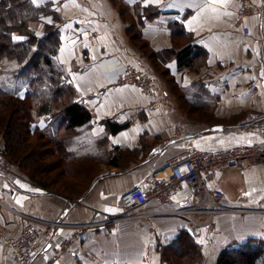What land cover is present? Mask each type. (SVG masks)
<instances>
[{"label":"crops","instance_id":"1","mask_svg":"<svg viewBox=\"0 0 264 264\" xmlns=\"http://www.w3.org/2000/svg\"><path fill=\"white\" fill-rule=\"evenodd\" d=\"M49 1L61 19L56 56L90 112L93 136L106 134L104 121L128 126L106 134L108 148L121 151L122 157L115 156L117 164L108 169L103 166L78 200L0 176V264H10L5 243L19 233L23 220L35 222L55 244L80 231L52 264H166L160 252L184 230L202 247L205 264H214L228 245L264 238L262 164L219 173L217 184L227 199L218 204L183 192L174 194L167 206L151 200L125 212L120 205L126 190L147 187L146 177L155 171L163 174L169 159L188 146L217 151L259 140L244 125L254 113L264 114V25L255 16H246L242 22L250 34L244 35L236 22V0H123L133 12L137 2L140 9L162 11L150 19L143 17L139 24L140 39L150 51L173 49V26L179 25L192 37L190 43L207 53L201 71L190 72L180 69L173 55L165 62L157 56L150 61L133 46L127 25L110 0H32L34 6ZM41 25L36 21L32 27ZM124 66L143 68L161 81L155 101L131 85L115 82ZM168 76L184 88L202 79L204 87L195 88L197 93L188 102L197 111L212 113L203 114L205 119L185 116L165 89ZM234 206L247 211L239 213ZM213 220V241H204ZM85 223L90 225L82 227ZM99 224L105 227L95 230ZM50 256L46 246L32 264H47Z\"/></svg>","mask_w":264,"mask_h":264},{"label":"trees","instance_id":"2","mask_svg":"<svg viewBox=\"0 0 264 264\" xmlns=\"http://www.w3.org/2000/svg\"><path fill=\"white\" fill-rule=\"evenodd\" d=\"M110 1L117 4L123 0ZM138 5L137 2L133 9L136 19L133 28L135 31L127 29V35L135 47L137 46L150 61L157 56L160 61L165 62L166 58L173 55L180 69H193L195 63L206 64L207 53L201 47L192 45L190 43L192 37L179 25L173 26L172 38L175 39L173 49L162 53L150 51L147 44L140 39L139 24L143 17L150 19L162 11L151 6L140 9ZM52 6L51 1L34 6L32 0H0V135L9 129L16 117L19 120L24 118L31 136L35 134L38 135L37 137L42 136L47 142L54 144L60 156L64 155L72 160V158L77 159L75 151L71 150L73 144L76 145V133L90 125L91 115L83 106L82 98L56 56L60 45L58 26L61 19L53 11ZM124 7L129 10L127 5L124 4ZM122 8L118 11L124 17V8ZM36 21L42 22V32L32 27ZM14 35L22 39L14 41ZM8 63L10 67L3 70V66ZM168 80L172 78L168 76ZM179 89L185 91L187 88L179 87ZM32 125L34 129L30 130ZM104 126L107 130L106 134L110 135L124 130L128 125L104 121ZM7 139L9 141L10 135ZM19 150L16 147H8L5 149V154L18 159ZM33 154L35 155V150L34 153L32 151L22 153V157ZM115 161L116 158H113L110 164L116 165ZM88 172L89 170L84 167L80 174L88 175ZM67 175L73 176L72 172H68ZM37 185L44 189L47 186L39 183ZM186 240L194 241L187 231H181L176 240L164 249L173 253L171 257L168 255L169 257L164 258L166 264H193L203 258L195 242L192 245L198 253L190 248L189 251L185 249L180 252V250L175 255L174 249H181ZM232 257H236L237 260H233ZM262 259H264V239L249 238L223 248L214 264H257Z\"/></svg>","mask_w":264,"mask_h":264},{"label":"built area","instance_id":"3","mask_svg":"<svg viewBox=\"0 0 264 264\" xmlns=\"http://www.w3.org/2000/svg\"><path fill=\"white\" fill-rule=\"evenodd\" d=\"M238 5V17L236 22L242 26L244 35L250 34L248 27L243 25V18L255 16L264 25V0H236ZM118 84H127L136 88L143 96L156 100V81L153 75L143 68L130 66L122 67L116 80ZM247 131L258 136L259 140L252 144H243L226 148L225 150L204 151L192 146L186 147L180 155L172 157L167 163L163 174L155 171L144 180L147 187L134 186L120 196V205L126 212L141 208L149 201L154 200L161 206H167L174 194L187 192L194 198L205 196L210 202L216 204L227 199V195L217 184V175L221 172L240 171L257 164H264V114L254 113L244 125ZM5 158L0 153V176L8 177ZM237 212H245L246 208H237ZM212 213V212H211ZM90 224H84L85 227ZM105 226H94L95 230ZM208 229H212V224ZM80 235V231H74L59 243L52 242V238L44 233L42 228L31 221L26 220L21 227L20 234L6 241L9 258L12 263L30 264L36 260L46 246H49L51 258L47 264H52L69 250L71 239ZM200 264H205L204 258Z\"/></svg>","mask_w":264,"mask_h":264},{"label":"rangeland","instance_id":"4","mask_svg":"<svg viewBox=\"0 0 264 264\" xmlns=\"http://www.w3.org/2000/svg\"><path fill=\"white\" fill-rule=\"evenodd\" d=\"M114 6L117 8V10H120L122 7L124 8V9L122 8L124 11V17H122L121 15L120 16L122 20L125 21L126 23L125 25H127L126 26L127 27L126 34H127V29L133 30L136 24V19H134L135 13L133 11L127 10L124 7V4H122V2L121 3L118 2L117 4H114ZM40 23L42 24V22ZM37 30L42 32L43 26L41 25V28ZM134 31L135 30H133V32ZM138 44H140V42ZM133 46L135 45L133 44ZM138 50L140 51V49ZM8 67H10L9 63L3 66V70H7ZM202 68H203V65H199L195 63L193 69H189L188 71L198 72V71H201ZM166 79L169 82L167 83L165 89L171 95L174 96V99L176 100L175 102L178 105V109H180V111H182L185 116H189L190 118L194 120L195 119H205L203 114L205 115V114L212 113V112H209L208 110L197 111L194 109L193 104L188 102L194 99V95L197 93L196 90H198V88L202 89L204 87L205 83L202 79L195 80V83L193 85L189 84L188 86H186L185 88L187 89L185 91L184 90L181 91L179 89V84L176 83L175 81L168 80V78ZM153 80L156 81L154 75H153ZM158 81L159 80L156 81L157 85H158ZM160 83L161 81H159V85ZM195 88L196 90H194ZM191 89L194 93L190 92V94H188V90H191ZM219 119H220L219 121H222L223 123L224 122L231 123L230 119H224V120L221 118ZM25 124H26V120L24 118L19 120L16 117V120L11 123V126L9 127V129L5 130L0 135V153L2 154L3 158H5L8 171L11 173L10 176L4 179L11 180V178H13L19 181L26 180L27 182L33 185H36V186H38L37 183L45 184L47 185L46 189L48 191H53V193L58 196H62L67 199H71L75 201V200L80 199L83 196V194L86 192L88 187L90 186V183H92L93 180L97 179L99 174L104 169L103 166H105V168L108 169L110 162L112 160L111 158L112 157L116 158L117 156L121 155V151H117L116 148H113V149L108 148V140H107L108 135L103 133L101 136L94 137L92 134L93 126L90 124L86 128H82L76 133V136H75L76 145L73 144V147L71 150H73V152L75 151V155H77V159L72 158V160H70L69 157L66 158L64 155L60 156L57 153V150L54 144L47 142L42 136L37 137L38 136L37 134L31 136L29 134V129L26 127ZM30 128H31L30 130H33L34 125H32ZM9 135H10V139L8 141L7 138L9 137ZM143 142L144 141L142 140V144L144 145ZM8 147H12V148L16 147L20 149L19 153L21 154L18 153L17 155V157H19L18 159H13L12 157H8V155L5 154V149ZM33 149L35 150V155L33 154L25 158L22 157V153H25V152L27 153L28 151H32L34 153ZM125 165L126 163L122 164L121 166L125 167ZM84 167L89 170L88 175L80 174V171L82 172V169H84ZM34 168L36 169V171H34L35 170ZM68 172H72L73 176L67 175ZM60 175H62V177ZM230 194H232L231 196L236 195L233 193V191ZM236 209L234 210L236 211ZM25 221L26 220L22 221L20 229L24 225ZM215 229H216V224H215V221L213 220L212 229L210 230L207 229L208 239L204 241H210L213 238L212 236H213V233L216 231ZM20 232L21 230L19 231L17 235H14L12 238L17 237L20 234ZM261 239H264V238H261ZM211 241H213V239ZM194 242L195 240L192 242L189 240L188 241L186 240L185 244H183L184 246L181 249H174L173 252L176 255V253L178 254L180 250H181L180 252H183L185 249L189 251L190 248L192 251H195L197 249H194L192 245ZM197 247L199 248L198 250L202 252V247L201 246H197ZM6 249H7V258H8L9 263L17 264V263L11 262L9 258L8 248ZM160 253H162V261H165L166 257H169V256L171 257L173 255V253H171L170 250H166V251L163 250ZM236 257H232L233 260H237ZM200 261H198V263L195 261L193 264H196V263L200 264ZM257 264H264V259L259 260Z\"/></svg>","mask_w":264,"mask_h":264},{"label":"water","instance_id":"5","mask_svg":"<svg viewBox=\"0 0 264 264\" xmlns=\"http://www.w3.org/2000/svg\"><path fill=\"white\" fill-rule=\"evenodd\" d=\"M211 128L216 130V129H221L222 127L221 126H214V127H211Z\"/></svg>","mask_w":264,"mask_h":264},{"label":"snow or ice","instance_id":"6","mask_svg":"<svg viewBox=\"0 0 264 264\" xmlns=\"http://www.w3.org/2000/svg\"><path fill=\"white\" fill-rule=\"evenodd\" d=\"M33 2H35V0H33ZM14 39L19 40V39H22V38L21 37H14Z\"/></svg>","mask_w":264,"mask_h":264}]
</instances>
